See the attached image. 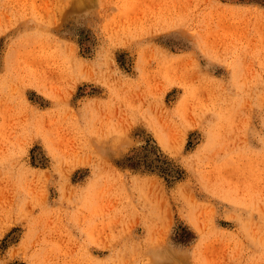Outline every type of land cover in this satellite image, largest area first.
Instances as JSON below:
<instances>
[{"label": "rangeland", "instance_id": "1", "mask_svg": "<svg viewBox=\"0 0 264 264\" xmlns=\"http://www.w3.org/2000/svg\"><path fill=\"white\" fill-rule=\"evenodd\" d=\"M0 264H264V0H0Z\"/></svg>", "mask_w": 264, "mask_h": 264}, {"label": "bare ground", "instance_id": "2", "mask_svg": "<svg viewBox=\"0 0 264 264\" xmlns=\"http://www.w3.org/2000/svg\"><path fill=\"white\" fill-rule=\"evenodd\" d=\"M30 53H31V51H30ZM30 53H29V54H30ZM34 54H35V53H34ZM35 56H36V55H35ZM33 57H34V56H33ZM28 58H29V57H28ZM34 58H35V57H34ZM35 59H36V58H35ZM28 63H29V62H28ZM32 65H33V63H32ZM30 67H32V66H30ZM36 71H37V70H36ZM115 114H116V113H115Z\"/></svg>", "mask_w": 264, "mask_h": 264}]
</instances>
